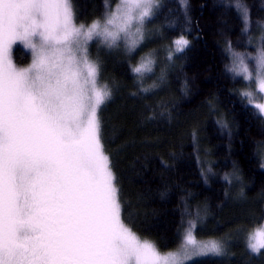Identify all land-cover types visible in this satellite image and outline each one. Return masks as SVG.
Listing matches in <instances>:
<instances>
[{
    "label": "snow or ice",
    "instance_id": "6c2138e0",
    "mask_svg": "<svg viewBox=\"0 0 264 264\" xmlns=\"http://www.w3.org/2000/svg\"><path fill=\"white\" fill-rule=\"evenodd\" d=\"M157 2L119 0L103 22L86 26L75 22L71 0H0V264H185L194 255L223 254L221 242L197 240L195 220L174 252L138 237L122 218L101 142L98 109L112 92L99 83L89 42L111 49L123 41L135 51ZM17 42L31 50L27 67L13 63ZM187 44L176 39L174 51ZM232 56L230 71L247 82L242 98L264 116V43L254 66ZM154 66L148 54L132 72L142 84ZM247 247L264 249V223L249 232Z\"/></svg>",
    "mask_w": 264,
    "mask_h": 264
},
{
    "label": "trees",
    "instance_id": "16d2710c",
    "mask_svg": "<svg viewBox=\"0 0 264 264\" xmlns=\"http://www.w3.org/2000/svg\"><path fill=\"white\" fill-rule=\"evenodd\" d=\"M117 3L73 0L86 21ZM155 16L154 44L134 57L111 53L100 61V81L112 92L99 108L100 137L124 223L169 252L195 220L199 239L227 244L221 256L187 264H264V249L252 253L245 238L264 223V116L247 105L244 82L230 71V52L247 48L246 36L264 25V0H165ZM178 37L189 44L169 60ZM23 51H16L20 64L30 60ZM143 53H156V62L141 84L132 67Z\"/></svg>",
    "mask_w": 264,
    "mask_h": 264
},
{
    "label": "rangeland",
    "instance_id": "374dc122",
    "mask_svg": "<svg viewBox=\"0 0 264 264\" xmlns=\"http://www.w3.org/2000/svg\"><path fill=\"white\" fill-rule=\"evenodd\" d=\"M119 2V0H118ZM71 3H72V7H73V12H74V18H75V22L78 24L80 23H83L85 24L86 26L90 25L94 20L92 21H86L82 18H79L76 16V13H75V8H74V4H73V0H71ZM165 3V0H158L157 2V5L156 7L154 8V11H153V15L146 21L145 25H144V32H145V40L144 42L135 50V51H132V52H128L124 46V42L123 41H120L119 42V46L118 47H114V48H111L109 49L106 45H104L103 43L100 42V39H93L92 41L89 42V45H88V53H89V58L92 59V60H98L99 61V64H100V61L102 63V66L104 64V61H103V57H104V54H111V53H115L119 56H125L127 55L128 57H134L136 56V52L138 50H140L141 48L145 47V46H148L150 43L151 44H154L155 40L160 37L159 35L155 34L154 32H158L159 29H160V26L158 24V22L156 21V12L158 13L160 7L162 4ZM118 4V3H117ZM113 6L110 11H114L116 9V6ZM109 10L106 11L107 12H110ZM105 13V14H106ZM105 14L101 15V17L97 18V20H100L101 22L104 21V18H105ZM241 18L243 20V24L246 25L248 24V20H249V17H247V21H245V18H244V12H241ZM246 31V30H245ZM247 31H250L247 29ZM244 32V35L243 36H246ZM262 36H264V25L257 31V34L256 36L254 37H249L248 35L246 36V47L245 49H241L240 51H236V50H233L230 52V58H231V66H232V62H233V56H232V53H240V54H243L245 56V59L247 61V63L250 65V66H254L255 65V60H254V57H256V55L258 54V50L261 46L262 43H264V41H262ZM180 37L176 38V39H179ZM174 39L172 44H171V48L170 49H173L172 51V54H171V57L174 56V54H177L179 52L177 51H174V48H175V45H174V41L176 40ZM185 40H187L186 38H184ZM244 39V38H243ZM188 41V40H187ZM242 41V40H241ZM240 41V42H241ZM188 44H189V41H188ZM187 44V45H188ZM251 45L250 47L252 48L251 50H249V46L248 45ZM24 48L25 51L23 52H26V53H23L24 55H26V58H29L30 60L24 64H20L19 62L16 61L15 57H18L19 56V53H17L16 51H18V48ZM185 48V47H184ZM167 51V53H169V50ZM95 54H98L95 56ZM148 54H151L156 62V56L155 54L156 53H143L139 58L138 60L136 61V64L134 66H136L141 57L142 56H146ZM98 56V57H97ZM11 57H12V60H13V63L15 65H17L18 67H27L30 63H31V59H32V54H31V50L26 48L23 44H21L20 42H17L16 44L13 45L12 47V52H11ZM133 66V67H134ZM230 66V68H231ZM147 74V73H146ZM145 74V75H146ZM233 76H237L241 79V81L244 82V87L242 88V91L246 90L247 88V82L241 77V76H238V75H235L233 74ZM99 83L100 84H105V82H102L100 81V76H99ZM108 86L109 84L106 83ZM110 88V87H109ZM241 91V92H242ZM101 107V106H100ZM98 113H99V109H98ZM104 149V147H103ZM104 153L107 155V153L105 152V149H104ZM108 156V155H107ZM111 168V167H110ZM259 227V226H258ZM188 228V227H187ZM248 234H246V240H247V237H248ZM197 240H201V241H206V240H216V241H219L221 242L222 246H223V254L225 253V243L227 244V240L226 239H222V238H215V239H199L197 236H196ZM143 240V239H142ZM155 244V243H154ZM156 245V244H155ZM157 247V246H156ZM158 249V248H157ZM159 250V249H158ZM160 251V250H159ZM176 251V250H175ZM161 253H167V252H162L160 251ZM174 252V251H173ZM222 255V254H221ZM221 255H216V254H212V253H208L206 255H194L191 257V259L187 260L185 262V264L191 262V261H194L196 259H199V258H202V257H208V256H221Z\"/></svg>",
    "mask_w": 264,
    "mask_h": 264
}]
</instances>
